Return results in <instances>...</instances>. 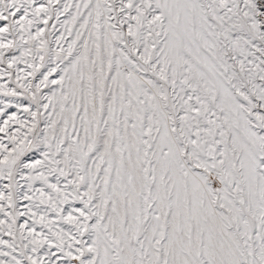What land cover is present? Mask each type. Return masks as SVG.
Segmentation results:
<instances>
[{"label": "snow or ice", "instance_id": "snow-or-ice-1", "mask_svg": "<svg viewBox=\"0 0 264 264\" xmlns=\"http://www.w3.org/2000/svg\"><path fill=\"white\" fill-rule=\"evenodd\" d=\"M0 264H264V0H0Z\"/></svg>", "mask_w": 264, "mask_h": 264}]
</instances>
